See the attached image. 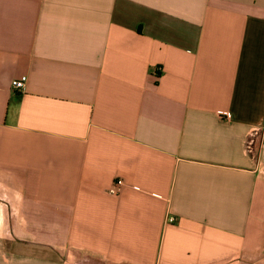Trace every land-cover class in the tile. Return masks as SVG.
I'll list each match as a JSON object with an SVG mask.
<instances>
[{
  "label": "crops",
  "instance_id": "1",
  "mask_svg": "<svg viewBox=\"0 0 264 264\" xmlns=\"http://www.w3.org/2000/svg\"><path fill=\"white\" fill-rule=\"evenodd\" d=\"M77 257L264 264V0H0V264Z\"/></svg>",
  "mask_w": 264,
  "mask_h": 264
},
{
  "label": "built area",
  "instance_id": "2",
  "mask_svg": "<svg viewBox=\"0 0 264 264\" xmlns=\"http://www.w3.org/2000/svg\"><path fill=\"white\" fill-rule=\"evenodd\" d=\"M26 82H27V76L23 75V76H20L19 78L17 79H14L12 81V87L17 90V91H24L26 89ZM221 115L229 118L230 117V114L228 112H220ZM123 186V181L122 180H117L115 182V185L114 187L111 189V192L112 193H116L118 192Z\"/></svg>",
  "mask_w": 264,
  "mask_h": 264
},
{
  "label": "rangeland",
  "instance_id": "3",
  "mask_svg": "<svg viewBox=\"0 0 264 264\" xmlns=\"http://www.w3.org/2000/svg\"><path fill=\"white\" fill-rule=\"evenodd\" d=\"M257 140V139H256ZM251 147V146H250ZM250 150H251V148H250ZM76 261H79L80 263H83V264H94L93 262H89L87 259H85V258H79V257H77L76 258Z\"/></svg>",
  "mask_w": 264,
  "mask_h": 264
}]
</instances>
